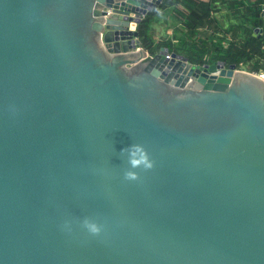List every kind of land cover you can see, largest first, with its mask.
Here are the masks:
<instances>
[{
	"label": "water",
	"instance_id": "obj_1",
	"mask_svg": "<svg viewBox=\"0 0 264 264\" xmlns=\"http://www.w3.org/2000/svg\"><path fill=\"white\" fill-rule=\"evenodd\" d=\"M161 1L0 0V264H264V78L150 56Z\"/></svg>",
	"mask_w": 264,
	"mask_h": 264
},
{
	"label": "trees",
	"instance_id": "obj_2",
	"mask_svg": "<svg viewBox=\"0 0 264 264\" xmlns=\"http://www.w3.org/2000/svg\"><path fill=\"white\" fill-rule=\"evenodd\" d=\"M224 4L226 15L218 18L217 11ZM262 5V0H162L136 26L140 47L150 56L165 48L194 65L222 62L264 74V34L254 32L263 29ZM168 14L179 27L170 37L156 40L153 24Z\"/></svg>",
	"mask_w": 264,
	"mask_h": 264
},
{
	"label": "clouds",
	"instance_id": "obj_3",
	"mask_svg": "<svg viewBox=\"0 0 264 264\" xmlns=\"http://www.w3.org/2000/svg\"><path fill=\"white\" fill-rule=\"evenodd\" d=\"M128 153V163L132 169L139 168L143 166L144 169H151L153 167V161L149 159L148 153L144 149L142 145L139 144H131L126 148L121 149V153ZM125 179L127 180H137L138 175L134 171H126ZM84 226L88 229L92 234L99 233L100 229L95 223H89L87 220L84 221Z\"/></svg>",
	"mask_w": 264,
	"mask_h": 264
},
{
	"label": "crops",
	"instance_id": "obj_4",
	"mask_svg": "<svg viewBox=\"0 0 264 264\" xmlns=\"http://www.w3.org/2000/svg\"><path fill=\"white\" fill-rule=\"evenodd\" d=\"M236 1H238V0H236ZM254 1H256V0H248V2H254ZM263 1V5H262V13L261 14H263L261 17H262V19H263V23H264V0H262ZM234 3H236L235 1H234ZM159 7V6H158ZM218 11H220V12H218ZM217 11V14H216V16L218 17V18H220L222 15H226V6H225V4H224V6L222 7V8H219V10ZM154 12V11H153ZM166 17H168V22H169V26H166L168 29H167V33L166 34H164V35H162V36H159V37H156V31H157V29L159 28V25H160V23H159V21L160 20H158V22H155L154 24H153V28H154V35H155V39L157 40V39H159V38H166V37H170L171 36V34L173 33V29L174 28H177V27H179V24H178V22L175 20H172L173 18H172V16L170 15V14H168ZM143 18V17H142ZM171 18V19H170ZM141 20V19H140ZM171 20V21H170ZM161 24H162V22H161ZM224 26L226 25V24H223ZM134 28V27H133ZM263 32H262V34H264V25H263ZM163 32H164V30H163ZM161 33H162V30H161Z\"/></svg>",
	"mask_w": 264,
	"mask_h": 264
},
{
	"label": "rangeland",
	"instance_id": "obj_5",
	"mask_svg": "<svg viewBox=\"0 0 264 264\" xmlns=\"http://www.w3.org/2000/svg\"><path fill=\"white\" fill-rule=\"evenodd\" d=\"M172 20H174V19H172ZM161 22H162V24H161ZM159 23H160L159 28L157 29L156 34H155L156 37H159V36H162V35L166 34L167 33V29H168L166 26H169L170 25L169 22H168V17H166V18H163V17L160 18ZM161 30H162V33H161ZM163 30H164V32H163ZM260 75L263 76L264 74H260ZM263 78H264V76H263Z\"/></svg>",
	"mask_w": 264,
	"mask_h": 264
},
{
	"label": "built area",
	"instance_id": "obj_6",
	"mask_svg": "<svg viewBox=\"0 0 264 264\" xmlns=\"http://www.w3.org/2000/svg\"><path fill=\"white\" fill-rule=\"evenodd\" d=\"M158 8V7H157ZM256 34H260V31L259 32H257ZM264 76V75H263Z\"/></svg>",
	"mask_w": 264,
	"mask_h": 264
},
{
	"label": "bare ground",
	"instance_id": "obj_7",
	"mask_svg": "<svg viewBox=\"0 0 264 264\" xmlns=\"http://www.w3.org/2000/svg\"><path fill=\"white\" fill-rule=\"evenodd\" d=\"M133 27V26H132Z\"/></svg>",
	"mask_w": 264,
	"mask_h": 264
}]
</instances>
